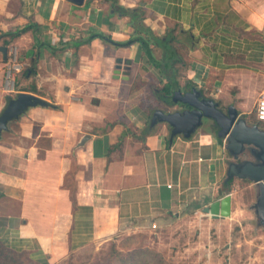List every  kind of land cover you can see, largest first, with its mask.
<instances>
[{
    "label": "crops",
    "instance_id": "crops-1",
    "mask_svg": "<svg viewBox=\"0 0 264 264\" xmlns=\"http://www.w3.org/2000/svg\"><path fill=\"white\" fill-rule=\"evenodd\" d=\"M113 1L0 0V36L38 24L7 47V60L0 52V112L19 92L52 103L29 107L0 138V238L18 251L62 256L131 232L157 231L190 212L210 216L203 209L230 193L228 182L238 177L230 166L243 155L234 158L212 120L173 140L167 122L146 123L155 109L172 112L163 105L174 103L166 96L147 112L152 100L145 95L156 86L157 67L136 36L148 40L158 61L159 43L168 40L171 74L183 90L196 87L225 112L233 106L239 118L264 130V121H251L264 97V0H116L142 11L137 30ZM99 32L129 44L92 36ZM34 35L42 46L30 76L24 52ZM84 135L90 137L78 146ZM221 218L210 216L212 224ZM206 232L201 227L204 241Z\"/></svg>",
    "mask_w": 264,
    "mask_h": 264
},
{
    "label": "rangeland",
    "instance_id": "rangeland-1",
    "mask_svg": "<svg viewBox=\"0 0 264 264\" xmlns=\"http://www.w3.org/2000/svg\"><path fill=\"white\" fill-rule=\"evenodd\" d=\"M105 41L111 44L115 40ZM163 65L168 68L167 60ZM171 72L172 69L165 72L154 69V88L157 90L154 91L152 86V91L146 92L147 101L152 100L147 104L148 113L164 97L162 81ZM163 106L167 111L182 109L176 104ZM150 118H145L146 123ZM257 119L255 108L251 121L258 122ZM260 124L264 127V122ZM227 191L234 201V218L231 221L229 217H223L219 223L212 224L210 216L202 212L194 216L190 212L182 222L171 223L157 231L131 232L72 249L62 256L25 253L21 255L22 264H136L149 259L153 264L161 262V259L167 264H264V221L253 208L257 193L254 182L249 178L236 177V180L228 182ZM201 227L207 229L205 235L208 239L205 241L201 239ZM213 241L218 245L211 246Z\"/></svg>",
    "mask_w": 264,
    "mask_h": 264
},
{
    "label": "water",
    "instance_id": "water-1",
    "mask_svg": "<svg viewBox=\"0 0 264 264\" xmlns=\"http://www.w3.org/2000/svg\"><path fill=\"white\" fill-rule=\"evenodd\" d=\"M75 5H82L85 0H68ZM0 52L5 60L8 59V48L0 45ZM116 73L121 69V58L117 60ZM175 104L189 106L181 110L165 112L155 109L150 118L149 127L159 122H167L170 127V140L176 135L190 137L200 127L204 118L212 120L216 135L226 141L225 147L234 155L235 159L245 155L240 164H231V175L240 178H249L256 186V200L253 208L264 221V130L258 124L249 125L246 120L239 118V113L233 106L225 112L219 108L218 103L202 95L196 87L183 90L175 85L171 95ZM51 106L52 103L44 98L28 92H19L15 96H8L4 108L0 112V138L2 132L7 130L10 123L20 117L29 107ZM84 135L78 146L89 138ZM233 197L231 193L207 205L203 211L213 218L230 217L232 214Z\"/></svg>",
    "mask_w": 264,
    "mask_h": 264
},
{
    "label": "trees",
    "instance_id": "trees-1",
    "mask_svg": "<svg viewBox=\"0 0 264 264\" xmlns=\"http://www.w3.org/2000/svg\"><path fill=\"white\" fill-rule=\"evenodd\" d=\"M112 5H113V9L115 12H117L121 15L129 16L130 23L133 24L134 29L137 30L139 28V26L142 25V19H143L142 14L143 13L139 8H126L122 5H118V2L116 0L113 1ZM37 30H38V24L35 22H30L29 24H27L25 26H22L20 28H17L15 30H12L9 32H5L0 36V45L8 47L13 41H15L18 37H20L24 33L28 32V31L35 32ZM92 36H100V37H102L108 41L113 40L109 35H106L102 32L95 33ZM133 40H137V41H140L142 43L143 48H144V53H145L146 57L148 58V61L151 62L153 65H155L157 68H159V70L161 72H165L169 69H172L173 51L166 43L168 40L165 42L161 41L160 43L158 41H156L164 49V54H163L161 61H158L154 58L147 39H145L142 36H136L135 39H133ZM76 42H77V45H79L81 43V41H76ZM112 43H114L116 45H127V44H129V42L115 43V41H112ZM40 46H42V43H40L38 37L36 35H34V42L32 43L31 48H29L28 50H26L24 52L25 56H30V63H31V66L27 67L24 70L25 74L29 73V71L31 73L30 76L36 74V60L38 58V53H37L36 48H38ZM47 46H49V45H47ZM19 58H21V55L19 56ZM166 60H167V63L169 64L167 69L164 68V65H163V62ZM165 77H166L165 78L166 82H164L162 87H161V90L163 91L164 97L172 95L175 85H178L176 77L174 76V74H171V73L166 74ZM30 90L36 92L37 89L35 86H32V87H30ZM256 116H257V112H256ZM257 120L259 121V119H257ZM12 126L15 128L16 124L13 123ZM10 132L11 131H9V130H4L2 132V137L5 138V137L9 136ZM1 195H2V193H0V196ZM25 253L26 252L18 251L16 249L8 246L0 238V264H22L21 255L23 256ZM150 253H151V251H150ZM29 259H30V256H29ZM136 264H153V262L151 261V259H149L147 261H138ZM157 264H167V263L163 262V260L161 259V262H157Z\"/></svg>",
    "mask_w": 264,
    "mask_h": 264
},
{
    "label": "built area",
    "instance_id": "built-area-1",
    "mask_svg": "<svg viewBox=\"0 0 264 264\" xmlns=\"http://www.w3.org/2000/svg\"><path fill=\"white\" fill-rule=\"evenodd\" d=\"M12 55H14V54H12ZM15 62H16V59L14 60V63ZM14 68L19 70L20 65L14 67ZM10 72H11V69L9 68L7 71V80L9 78ZM256 112H257V118L261 121H264V97H261V99L258 101Z\"/></svg>",
    "mask_w": 264,
    "mask_h": 264
},
{
    "label": "flooded vegetation",
    "instance_id": "flooded-vegetation-1",
    "mask_svg": "<svg viewBox=\"0 0 264 264\" xmlns=\"http://www.w3.org/2000/svg\"><path fill=\"white\" fill-rule=\"evenodd\" d=\"M188 89H191V87H189ZM187 89V90H188ZM180 105H182L181 107H182V109H184V108H188L189 106H187V105H184V104H180Z\"/></svg>",
    "mask_w": 264,
    "mask_h": 264
}]
</instances>
